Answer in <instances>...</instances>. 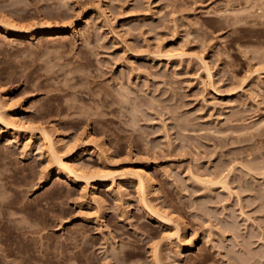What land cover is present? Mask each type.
<instances>
[{"label":"rangeland","instance_id":"1","mask_svg":"<svg viewBox=\"0 0 264 264\" xmlns=\"http://www.w3.org/2000/svg\"><path fill=\"white\" fill-rule=\"evenodd\" d=\"M0 19L23 27L0 23V234L33 256L10 264H264V0H0ZM40 128L104 180L57 169Z\"/></svg>","mask_w":264,"mask_h":264},{"label":"bare ground","instance_id":"2","mask_svg":"<svg viewBox=\"0 0 264 264\" xmlns=\"http://www.w3.org/2000/svg\"><path fill=\"white\" fill-rule=\"evenodd\" d=\"M3 22L5 23V25H8V27L12 28V29H15L17 31L19 30H22L23 27L22 25L18 24L17 22L13 21V20H9V19H0V23ZM48 22V21H47ZM41 24V23H40ZM48 24V23H47ZM65 24V23H64ZM63 24V25H64ZM52 31V30H51ZM62 32L64 33L65 31H54L53 34H55V36H58L59 37V34H62ZM49 34V33H47ZM207 73L208 75H210V70L209 68L207 67ZM3 92V91H1ZM0 92V93H1ZM5 94V93H4ZM3 95V94H2ZM1 96V95H0ZM0 101H1V98H0ZM4 102V101H3ZM6 102V101H5ZM1 103V102H0ZM9 104V103H8ZM7 104V105H8ZM3 105V104H1ZM10 105V104H9ZM2 107H6L7 109V106L6 104L4 103V105ZM9 107V106H8ZM9 116V120L6 121L8 125H10L14 130H32V126H29V125H25L24 123L23 124H18L17 122L15 123L12 119H13V114H8ZM2 119V118H0ZM20 123V122H19ZM22 123V122H21ZM42 128V127H41ZM38 129L40 130V137L43 139V141L45 142V146L47 148V153H48V159H49V162L51 161L52 163H54V165L56 166L57 169L59 170H64L66 171L68 174L70 175H73L78 178H85L87 180H104L105 178V175H103V173L101 175H95L94 173L92 174H89V173H84V172H81V170L79 169V167L77 168L71 161H70V157L68 156V153H61L58 148H56V145L59 144L61 142V139L60 138H56L54 139L53 137V134L47 132L45 129ZM34 129V128H33ZM45 148V147H44ZM69 150V149H68ZM70 151V150H69ZM80 170V171H79ZM133 175H135L134 177H136V180H137V185H138V188L140 191L144 192V188H145V177L143 175V172H141L140 170H132L131 172ZM131 174V175H132ZM106 175L108 176L109 173H106ZM122 175V174H121ZM224 175V174H223ZM106 176V177H107ZM135 180V181H136ZM207 181V180H206ZM216 181V180H215ZM218 182V180H217ZM216 182V183H217ZM208 183V182H207ZM224 184V183H222ZM149 186V185H148ZM3 203V204H6L4 202V198H0V204ZM145 205L146 202H145ZM149 207L148 210H150L151 212H153L154 214H156L158 217H160L161 219L164 220H167L169 222H172V219L170 216H168L166 214V212L162 211L160 208L158 207H155V208H152V206L150 207L149 205H147ZM152 213V214H153ZM168 222V223H169ZM172 224V223H171ZM176 225V224H175ZM179 230V228H178ZM173 235V234H172ZM174 235L176 236H179V232L176 231L174 233ZM171 237V236H170ZM179 238V237H178ZM181 238V237H180ZM156 253V252H155ZM33 256H30V255H25V254H17L15 253L13 250L7 248V244H6V241L5 239L3 238V236L0 234V264H10V263H13L16 259L17 260H21V261H26V260H30Z\"/></svg>","mask_w":264,"mask_h":264}]
</instances>
